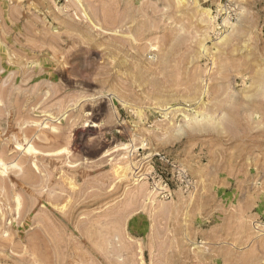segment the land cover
Instances as JSON below:
<instances>
[{
    "label": "rangeland",
    "instance_id": "rangeland-1",
    "mask_svg": "<svg viewBox=\"0 0 264 264\" xmlns=\"http://www.w3.org/2000/svg\"><path fill=\"white\" fill-rule=\"evenodd\" d=\"M0 264H264V0H0Z\"/></svg>",
    "mask_w": 264,
    "mask_h": 264
},
{
    "label": "bare ground",
    "instance_id": "bare-ground-1",
    "mask_svg": "<svg viewBox=\"0 0 264 264\" xmlns=\"http://www.w3.org/2000/svg\"><path fill=\"white\" fill-rule=\"evenodd\" d=\"M107 17H108V16H107ZM110 19H111V18H110ZM121 19H122V18H121ZM110 21H111V20H110ZM118 24H119V23H118ZM30 148H31V146H28V147H27V150H30Z\"/></svg>",
    "mask_w": 264,
    "mask_h": 264
}]
</instances>
